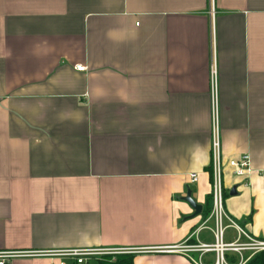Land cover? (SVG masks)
Returning a JSON list of instances; mask_svg holds the SVG:
<instances>
[{
	"label": "crops",
	"instance_id": "obj_1",
	"mask_svg": "<svg viewBox=\"0 0 264 264\" xmlns=\"http://www.w3.org/2000/svg\"><path fill=\"white\" fill-rule=\"evenodd\" d=\"M213 93L226 241L264 240V0H0V251L213 243ZM243 153L247 178L227 163Z\"/></svg>",
	"mask_w": 264,
	"mask_h": 264
},
{
	"label": "built area",
	"instance_id": "obj_2",
	"mask_svg": "<svg viewBox=\"0 0 264 264\" xmlns=\"http://www.w3.org/2000/svg\"><path fill=\"white\" fill-rule=\"evenodd\" d=\"M78 70H84L83 65H77ZM212 76L215 77L216 68L215 64L211 65ZM214 81V80H213ZM213 124H212V204L213 210L211 211L210 218L214 221V227L212 233L214 234V242L211 244L207 243H191L189 239L184 243L170 246H155L151 248L140 247V248H125V249H114V248H80V249H50V250H31V249H20V250H5L0 251V264H9V262L15 258L20 257H57V258H72L77 264H89V260L95 256L100 257L110 253H140L142 251H158V252H170L175 251L182 254H186L194 264H205L202 260V256L205 253H214V261L212 264H229L228 253L230 251L241 252L245 249H250L253 252H260L264 250V240H255L249 235V241L241 243L240 235L235 241L227 242L225 230L229 225H236L233 219H231L226 212L224 204V168L225 164L221 158L222 144L220 141V129H219V114L217 112V101L215 100V93H213ZM228 165L232 168L233 174L238 177L247 178L252 172V159L249 153H243L238 158H232L228 162ZM191 181H198V175L191 174ZM227 222L229 223L227 225ZM237 226V225H236ZM193 252H200L199 259L194 258ZM244 262L243 258L240 260V264Z\"/></svg>",
	"mask_w": 264,
	"mask_h": 264
},
{
	"label": "trees",
	"instance_id": "obj_3",
	"mask_svg": "<svg viewBox=\"0 0 264 264\" xmlns=\"http://www.w3.org/2000/svg\"><path fill=\"white\" fill-rule=\"evenodd\" d=\"M225 198H226V194L224 196V199ZM207 201H208V204L212 201L211 195L207 198ZM208 212L209 210L206 211L204 209L203 214L207 216ZM134 260H135V253H132V252L110 253V254L97 257L93 263L94 264H135ZM69 264H77V263L76 261L73 260V261H70ZM245 264H264V250H260V252L255 253L251 258L245 261Z\"/></svg>",
	"mask_w": 264,
	"mask_h": 264
},
{
	"label": "water",
	"instance_id": "obj_4",
	"mask_svg": "<svg viewBox=\"0 0 264 264\" xmlns=\"http://www.w3.org/2000/svg\"><path fill=\"white\" fill-rule=\"evenodd\" d=\"M232 195L237 194V189L236 187H233L231 192ZM184 199H186L190 205H192V207L194 208L195 212L194 215H199V213L202 212L203 210V205H201L200 203H197L193 198H192V192L191 190L188 191L187 195L184 196Z\"/></svg>",
	"mask_w": 264,
	"mask_h": 264
},
{
	"label": "rangeland",
	"instance_id": "obj_5",
	"mask_svg": "<svg viewBox=\"0 0 264 264\" xmlns=\"http://www.w3.org/2000/svg\"><path fill=\"white\" fill-rule=\"evenodd\" d=\"M235 221V220H234ZM236 223V222H235ZM238 224H240V221H237ZM235 230H233L232 228H229V230L227 231V237H226V240H228L229 237H232L234 238L236 236L235 234ZM90 264H94L93 262H91Z\"/></svg>",
	"mask_w": 264,
	"mask_h": 264
}]
</instances>
